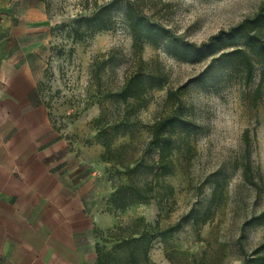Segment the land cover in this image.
Masks as SVG:
<instances>
[{"label":"rangeland","instance_id":"rangeland-1","mask_svg":"<svg viewBox=\"0 0 264 264\" xmlns=\"http://www.w3.org/2000/svg\"><path fill=\"white\" fill-rule=\"evenodd\" d=\"M54 1L50 19L51 55L38 87L58 127L87 135L90 142L98 133L94 121L101 109L108 107L115 113L119 110L107 101L105 93L118 89L123 82L126 62L132 55L133 36L120 16L114 30L74 41L66 30L53 28L85 13L86 0ZM263 1L148 0L147 5L150 15L175 36L202 43L218 31L252 16ZM111 49L118 53L108 55ZM121 57L124 64L116 66L115 59ZM143 58L149 69L160 72L165 81L163 87L151 91V102L139 112L144 124L153 123L155 117L163 114L169 88L183 93L180 115L184 124L177 126L176 171L169 177L176 189V206L169 215L160 214L158 202L152 200L120 213L119 222L144 217L148 223L158 221L166 227L191 210L202 212L212 193L211 178L219 173L227 184L224 201L214 210L212 218L199 226L192 220L183 221L181 228L166 242L156 238L148 259H142L141 263L191 264L206 255L207 264H242L264 237V223L245 224L264 210V84L262 97L254 101L258 76L248 87L237 83L235 78L228 83L219 79L204 84L193 82L192 78L203 70L205 61L192 64L178 60L151 42L144 44ZM246 129L250 131L248 143L243 139ZM125 141L128 138L118 137L115 144ZM144 148V144L138 145L139 150ZM245 161L250 164V180L243 175ZM105 163L108 171L114 173L113 181L117 184L119 178L115 172L122 169L111 162ZM121 180L125 181V177ZM115 244L109 231L103 232L101 249L111 250ZM110 264H133L129 248H118Z\"/></svg>","mask_w":264,"mask_h":264},{"label":"trees","instance_id":"trees-1","mask_svg":"<svg viewBox=\"0 0 264 264\" xmlns=\"http://www.w3.org/2000/svg\"><path fill=\"white\" fill-rule=\"evenodd\" d=\"M41 1L45 3L47 14L51 17L55 1ZM147 1L111 0L99 3L97 0H86L85 13L53 28L66 30V34L76 41L114 30L121 16L133 36L132 55L126 62L123 82L118 89H109L105 93L107 101L111 105H117L119 110L115 113L108 107H103L94 121L98 129L94 139L104 148L102 160L122 169L115 172L119 178L117 184L113 181L114 173L108 171L114 186L108 200V210L116 216L135 205L148 204L152 200L158 202L160 214L164 212L169 215L176 206V189L169 177L176 171L174 153L177 126L184 124L180 115L183 93L179 89L169 88L164 100L163 114L155 117L151 124L141 121L139 112L151 102V91L163 87L165 82L163 75L149 69L143 58L145 43L162 46L181 61L192 64L205 61L203 70L192 78L193 82L204 84L208 80L219 79L228 83L235 78L237 83L248 87L254 84L258 76L259 82L253 92L254 101L262 97L264 84V1L252 16L244 18L229 29L218 31L202 43L184 40L171 33L150 15ZM114 53L118 51L111 49L108 55L113 56ZM115 60L116 66L124 64L125 61L122 57ZM95 76L100 78L96 73ZM142 133L146 134L144 138ZM118 137L128 138L129 141L116 145ZM243 139L249 142V129L244 131ZM139 144H144L145 148L139 150ZM243 175L250 180L248 161L244 162ZM121 177H125V181ZM211 183L212 193L202 212L194 213L191 210L166 227H162L158 221L154 224L148 223L144 217H135L127 223L119 222L107 230L116 242L108 251L101 249L102 232L97 247V264H110L114 252L124 246L129 248V259L133 264H142V259H148L154 240L160 238L166 242L172 233L181 228L183 221L192 220L195 226L206 224L212 218L214 210L224 201L227 180L215 173ZM263 223L264 210L245 224ZM191 264H207L206 255L195 259ZM242 264H264V237L244 258Z\"/></svg>","mask_w":264,"mask_h":264},{"label":"crops","instance_id":"crops-1","mask_svg":"<svg viewBox=\"0 0 264 264\" xmlns=\"http://www.w3.org/2000/svg\"><path fill=\"white\" fill-rule=\"evenodd\" d=\"M51 18L41 0H0V264H97L120 220L104 148L60 129L39 90Z\"/></svg>","mask_w":264,"mask_h":264}]
</instances>
